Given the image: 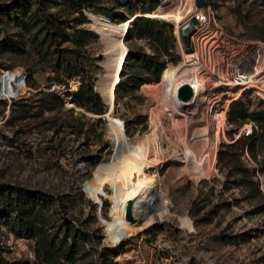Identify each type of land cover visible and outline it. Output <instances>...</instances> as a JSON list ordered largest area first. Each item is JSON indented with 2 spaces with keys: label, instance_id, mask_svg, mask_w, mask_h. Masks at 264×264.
Segmentation results:
<instances>
[{
  "label": "rangeland",
  "instance_id": "374dc122",
  "mask_svg": "<svg viewBox=\"0 0 264 264\" xmlns=\"http://www.w3.org/2000/svg\"><path fill=\"white\" fill-rule=\"evenodd\" d=\"M25 1L5 11L15 0H0V197L10 186L36 199L34 205L22 198L17 206L0 207V256L36 263L39 243L46 242L53 248L49 264H264V141L257 138L252 152L227 147L243 126L224 120L219 131L216 119L224 111L226 119L229 102L241 89L225 79H233L226 59L264 46V0L239 5L232 0L207 5L206 0L200 9L194 0H155L160 6L151 13L139 12L148 7L145 1L96 0L83 15L70 0ZM128 8L137 14L128 15ZM161 8L180 11L181 21L153 17ZM102 12L116 24L95 23ZM198 13L206 20L197 24L185 48L178 28ZM122 15L127 19L118 22ZM135 16L172 24L174 38L166 32L165 40L155 41L131 32L125 39ZM77 32L88 38L83 48L73 42ZM129 49L155 55L167 61L166 67L180 65L185 53H199L197 72L212 109L206 108L205 116L199 107L189 128L183 124V134L203 156L208 137L219 131L217 151L222 149L228 161L217 159L212 171L196 175L182 168L185 146L174 138L161 107L163 72L157 83L139 86L145 71L133 62L131 85L116 98L121 54ZM188 64L181 82L195 74ZM15 74L23 78L22 90L9 83L18 85ZM263 76L264 70L258 78ZM259 89L241 91L248 110L264 108ZM90 90L109 96L107 110L101 97L104 111H92ZM78 91L79 102L71 101ZM49 92L54 96L45 95ZM152 111L168 127L167 139ZM177 117L184 123V116ZM145 178L153 179L151 195L143 191ZM11 199L16 200L14 190ZM131 202L133 221L126 214ZM28 211L36 220L31 238Z\"/></svg>",
  "mask_w": 264,
  "mask_h": 264
},
{
  "label": "trees",
  "instance_id": "16d2710c",
  "mask_svg": "<svg viewBox=\"0 0 264 264\" xmlns=\"http://www.w3.org/2000/svg\"><path fill=\"white\" fill-rule=\"evenodd\" d=\"M95 1L96 0H70V4L73 6L74 9H76L80 14L83 15L82 11L85 9L92 10L95 7ZM126 4H132L134 1L136 2H148L147 8H139V12L141 13H151L155 9H157L158 3L155 0H125ZM207 5H210V0H207ZM235 4L239 5L242 1L246 0H232ZM25 0H15L14 3H12L9 6H5L4 10L8 11L14 8L15 5H25ZM128 15H136L138 10L137 9H131L128 8L127 10ZM104 15H98L95 16V23L98 24H104V25H112L116 24L113 21V18L110 14L106 12H102ZM127 18H125L123 15L119 19L118 22H123ZM20 21L22 23H25V19L23 16H21ZM101 35L104 34L102 31L97 30ZM134 32L135 35L138 38H149L155 41H162L165 40V34L168 32V35L172 38L173 36V26L172 24L168 22H160L156 19L149 18L146 16H135V19L131 23V28L129 29L125 39L128 37V35ZM113 37H120L122 35L121 32H112L110 33ZM88 38L83 32H77V34L73 35V42L77 48H83L87 44ZM15 41L13 44L15 45ZM121 58L124 60L122 70L120 69V80L117 83V86L115 88V96L117 98V94L125 89V87L130 86L131 83L129 81L130 79V71L131 65L133 62L137 61L140 62L141 65L144 68L145 76L143 78H139L138 85H142L144 83H157L159 81L160 75L162 72L167 68V61L159 59L155 55H150L141 51H134L129 49V51H125L121 54ZM59 65V64H58ZM60 67V66H59ZM55 72H58V70L55 69ZM74 74H68V76H72ZM99 88V86H98ZM99 91L103 95V91L99 88ZM46 96H54L53 93L49 92L45 94ZM69 95V94H67ZM77 97V102H79V91L72 96L71 101H74ZM88 101L93 104L92 111L95 113H101L105 109V105L102 103V99L99 96L98 93L94 92L93 90H90ZM47 102V101H46ZM226 121L229 124H234L237 128L242 127L246 122L248 121H254L257 124V129H253L252 134L245 136L243 133L234 140L232 143L225 144L227 147H232L236 145H241L242 148L246 147L247 150H251L252 146L254 145L255 141L258 139H262L264 141V108H255L252 110H248L246 104L244 103L242 97H238L234 100H231L228 105V109L226 111ZM252 152V150H251ZM217 159L218 161L227 160L229 157L224 156V151L222 149H218L217 151ZM12 190H14V196L16 198L15 201L11 199L12 196ZM2 191H4L2 189ZM5 193L3 195V198L0 197V207L7 206L14 204L18 205L19 199L24 198V200H31L33 201V205L36 199V196L30 192H27L25 189L22 188H12L10 186H7L5 188ZM1 193V192H0ZM3 193V192H2ZM43 197V196H42ZM51 200H54L50 197ZM30 210V209H29ZM26 226H27V233L28 237L31 238L34 234L35 230V214L32 211H28L26 214ZM39 248L41 249V255H37L36 263H33L31 261L25 260V261H8L5 258L0 256V264H49L48 258H50L53 254V248L49 243L42 242L39 243ZM63 257L66 261L71 260V253L64 254Z\"/></svg>",
  "mask_w": 264,
  "mask_h": 264
},
{
  "label": "bare ground",
  "instance_id": "6f19581e",
  "mask_svg": "<svg viewBox=\"0 0 264 264\" xmlns=\"http://www.w3.org/2000/svg\"><path fill=\"white\" fill-rule=\"evenodd\" d=\"M190 5V4H189ZM165 8V7H164ZM191 8H189L188 12H190ZM180 12V11H179ZM179 12H168L164 11L161 8V12L158 15H152L153 17H160L166 19H174L176 22H179L181 19V15ZM150 16L149 14H146ZM203 13H198V19L202 18ZM181 21V20H180ZM200 55L198 52L195 53H185L184 61L178 66H169L167 67L162 74V81L158 84V86H162V99H161V107L162 112L169 118L170 127L169 129L173 132L174 138L180 142L182 145L185 146L186 152V159L183 161V169L188 174L196 175L199 172L208 173L212 171L215 167V163L217 160V145L219 139V131L223 127L225 119V111L216 114L217 125L219 127V131L216 132L215 135L208 137V145L209 150L203 156H200L198 152L195 150L194 146H191L189 143L188 135L183 134L182 126L185 125V129L189 128L190 125V117L193 114H197L199 112V107H202L201 112L204 113L206 116V108L209 110L212 109V97L209 93V89L205 85V80H203L197 72L198 65L200 63ZM188 62H191L193 66V70L195 74L191 80H188L194 89V97L192 101L189 102H182L179 100V92L182 85L185 82H181V76L186 75L189 73L190 68H186V66L190 65ZM226 62H229L230 75L233 79H230L228 76H225V79L228 81L229 84L234 86H241V89L235 96V99L240 97L241 91L245 89V87L249 86H257L261 90V95L264 97V76L258 78V76L264 70V46H261L258 49H248L245 53L240 55L239 57L232 56L229 59H226ZM122 70V69H121ZM11 71V70H10ZM9 72V71H7ZM5 72V76L6 73ZM16 79L18 80V85L14 82L9 81V83H13L16 88L23 89L25 85L23 84L21 74H15ZM183 79V78H182ZM157 85V84H156ZM149 86H153L149 84ZM1 86V93L2 95L7 96V92L2 90ZM105 101L106 98L103 96ZM107 102V101H106ZM160 102V101H159ZM108 104V103H107ZM153 118L158 120L160 124V133L167 139V128L163 123V119L159 113L152 111ZM178 115L184 116V123L177 117ZM184 129V128H183ZM185 132V130H184ZM208 149V148H207ZM194 169L191 170L190 168ZM187 174V175H188ZM202 176V175H201ZM153 179L152 178H145L142 181L143 191L146 192L148 195H151L153 192ZM135 203L133 202V217L135 219L134 214ZM133 219V220H134ZM132 220V221H133Z\"/></svg>",
  "mask_w": 264,
  "mask_h": 264
},
{
  "label": "water",
  "instance_id": "95a60500",
  "mask_svg": "<svg viewBox=\"0 0 264 264\" xmlns=\"http://www.w3.org/2000/svg\"><path fill=\"white\" fill-rule=\"evenodd\" d=\"M206 0H194V5L196 8H203L205 5ZM198 24V19L196 15L191 16L186 22H184L179 28V36L182 40V43L185 48H189L191 46V37L196 32ZM121 71H119V74ZM23 81V78H22ZM101 95V94H100ZM102 97V96H101ZM194 97V89L192 84L189 82H185L179 92V100L182 102H189L192 101ZM109 96L107 95L106 101H108ZM103 99V97H102ZM104 99L103 103L106 105V110L108 109V104ZM105 110V111H106ZM97 203L101 204V201H96ZM127 219L133 220V202L129 204L127 207Z\"/></svg>",
  "mask_w": 264,
  "mask_h": 264
},
{
  "label": "built area",
  "instance_id": "2783aa9c",
  "mask_svg": "<svg viewBox=\"0 0 264 264\" xmlns=\"http://www.w3.org/2000/svg\"><path fill=\"white\" fill-rule=\"evenodd\" d=\"M196 16L198 19V14H196ZM205 20H206V16L202 15V18L200 17L198 19V23L204 22ZM241 129H242L241 133H243L245 136H248L252 134L253 129H257V124L254 121H248L243 125Z\"/></svg>",
  "mask_w": 264,
  "mask_h": 264
}]
</instances>
